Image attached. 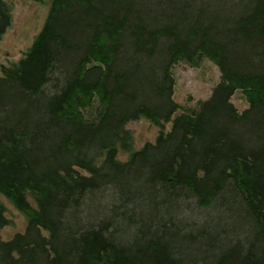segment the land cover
I'll list each match as a JSON object with an SVG mask.
<instances>
[{
	"label": "trees",
	"instance_id": "trees-1",
	"mask_svg": "<svg viewBox=\"0 0 264 264\" xmlns=\"http://www.w3.org/2000/svg\"><path fill=\"white\" fill-rule=\"evenodd\" d=\"M49 1L30 48L0 68V196L27 219L24 233L0 241V264H136L141 252V264H180L161 240L117 244L110 221L69 224L87 195L109 186L127 195L140 180L148 197L158 186L175 197L190 194L201 208L232 188L252 238L246 249L236 246L211 264H264V67L256 65L264 59V0H248L233 20L189 26L183 8L166 23L150 24L133 0ZM8 26L0 0V37ZM126 32L133 55L159 61L148 69L156 78L150 83L139 66L118 61ZM230 45L257 63L238 66ZM198 58L218 68L220 82L196 112L171 120L177 107L170 67ZM52 73L60 81L45 96ZM235 90L248 103L240 115L229 103ZM94 96L102 111L96 123L85 122L81 111ZM138 118L171 127L120 163L115 148L129 146L123 126ZM2 213L0 206V229L8 225Z\"/></svg>",
	"mask_w": 264,
	"mask_h": 264
},
{
	"label": "rangeland",
	"instance_id": "rangeland-1",
	"mask_svg": "<svg viewBox=\"0 0 264 264\" xmlns=\"http://www.w3.org/2000/svg\"><path fill=\"white\" fill-rule=\"evenodd\" d=\"M2 1L9 11V26L0 37V68H5L17 63L30 48L46 19L50 1ZM247 1L133 0V4L134 10L140 15L144 14L145 21L150 24L164 23L166 18L177 15L178 10L183 8L184 19L189 26L198 22L206 24L213 20L219 23L233 20L247 6ZM217 28L220 29V26ZM126 33L122 40L123 58L120 57L118 61L121 63L124 59L126 62L128 60L126 67L139 66L150 83L155 74L152 75L148 69L159 65V61L154 58L146 63L143 58L133 55L131 39ZM234 47L228 46L227 52L234 61L240 63L238 66L251 67L252 62L254 65L257 63L248 51ZM261 61L256 64L258 67H264V59ZM117 65L120 70L126 68L123 63L118 62ZM169 72L172 79L170 99L177 107L171 120L181 114L196 112L199 104L208 100L221 77L218 68L205 58L196 59L194 64L179 61L170 67ZM58 79L60 81L58 74L50 75V81L42 89L43 95L53 93ZM229 103L238 115L248 109V103L239 90L232 93ZM102 108L98 97L94 96L90 105L81 111L84 121L96 123ZM161 125L162 129H159L144 118L127 122L123 128L129 136L128 150H122L118 145L115 148L116 161L125 163L132 152L140 150L147 143L154 144L159 132L168 133L170 122ZM98 161H95V165ZM140 181L132 184L127 195H120L111 186L87 195L78 215L71 216L69 224L95 228L104 221H110L108 231L117 244L126 248L132 247L134 243L143 246L150 240H161L174 254L173 259L180 264H211L217 256L236 246L246 249L252 238L253 226L244 218L240 201L232 188L226 190L209 208H201L190 194L182 192L179 197H175L174 193H165L158 186L148 197L149 192L141 189ZM27 201L36 210L28 195ZM0 206L3 208V217L8 221V225L0 229V241L5 242L15 234L24 233L27 219L2 196ZM41 234L46 235L44 231ZM144 254L141 252L135 255L136 264L146 260Z\"/></svg>",
	"mask_w": 264,
	"mask_h": 264
}]
</instances>
